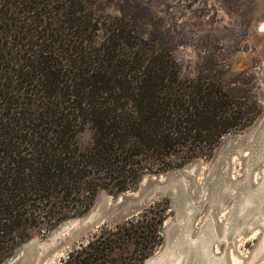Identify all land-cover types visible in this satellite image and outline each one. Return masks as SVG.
Here are the masks:
<instances>
[{
    "label": "trees",
    "instance_id": "trees-1",
    "mask_svg": "<svg viewBox=\"0 0 264 264\" xmlns=\"http://www.w3.org/2000/svg\"><path fill=\"white\" fill-rule=\"evenodd\" d=\"M95 2L0 0V263L34 229L85 214L101 191L135 189L183 147L212 149L260 111L217 75L183 78L135 23ZM166 210L102 225L62 264H142Z\"/></svg>",
    "mask_w": 264,
    "mask_h": 264
},
{
    "label": "rangeland",
    "instance_id": "rangeland-1",
    "mask_svg": "<svg viewBox=\"0 0 264 264\" xmlns=\"http://www.w3.org/2000/svg\"><path fill=\"white\" fill-rule=\"evenodd\" d=\"M95 6H101L105 13L120 14L132 25L135 23L134 28L144 40L152 42L158 52L175 58L183 78L204 79L217 75L227 94L232 92L236 102L248 104L250 93L257 97L259 113L242 115L237 122L240 126L222 136L212 149L183 147V154L171 157L172 168L145 175L135 189L125 192H137L149 176L154 179L169 172L182 173L183 189L190 197L185 213L196 218L195 226L184 235L177 232L172 241L177 242L182 234L181 237L189 239L190 243L195 242L208 224L214 233L217 253L212 258L214 264H255L259 258V264H264V194L261 196L256 190L264 191V156L261 152H253L256 142L254 135H250L253 130H264V0H96L92 7ZM91 136L90 131H85L79 136V144L86 146ZM243 137L251 145L235 147L237 140ZM226 149L234 150L231 159L224 156ZM217 163H220L219 170ZM217 171L219 178L227 183L221 192L228 198L225 205H220L225 209L219 217V223L223 225L219 239H215V222L211 217L215 192L208 185L216 178ZM230 181L235 187L230 186ZM244 182L252 183L254 198L252 203L245 199V209L242 207L238 215L241 214L244 223L249 222L255 229L254 235L238 239L234 245L228 219L237 192L242 197L245 195ZM122 193L109 195L101 191L85 214L65 220L52 229H46V226L34 229L30 238L0 264L10 263L15 256H21V264H62L71 251L85 245L102 225L117 224L107 218L101 221L100 214L120 203ZM162 201H167L162 239L142 264L167 258L171 239L168 234L171 228L183 226V218L178 219L168 194L156 198L151 205ZM257 203L261 204L259 208ZM175 257L176 264H189L184 254Z\"/></svg>",
    "mask_w": 264,
    "mask_h": 264
},
{
    "label": "water",
    "instance_id": "water-1",
    "mask_svg": "<svg viewBox=\"0 0 264 264\" xmlns=\"http://www.w3.org/2000/svg\"><path fill=\"white\" fill-rule=\"evenodd\" d=\"M250 135H254V142H256L253 146V152H261L264 156V130H253ZM239 145L249 146L251 145V142H249V140L247 141L246 137H243L238 139L237 143L234 144L235 147ZM233 153L234 150L231 149L223 150V154L227 157V159H231L233 157ZM219 164L220 163H217L218 170ZM219 175L220 173L217 171L216 178L208 184L209 188H212L215 192V195L212 197L215 207L211 214V217L215 222L214 228L217 234V238L215 239H219L223 232V225L219 223V217L222 215L225 208L220 207V205H225L228 199L227 195L221 192L227 183L224 182L225 180L223 178H219ZM229 183L231 187H235L233 181H230ZM184 184L185 182H183L182 173L169 172L162 178L156 176L154 179L149 176L140 184L137 192L131 194H127L126 192L122 193V196H120L121 202L107 208L103 214H100V219L102 221V219L107 218L116 223L126 221L138 216L144 209L149 207L156 198H159L164 194H168L171 197V203L176 209L178 219L181 221L183 218V226L181 225L180 229L171 228L168 234V237H171L168 246V253L170 256L168 255V257L164 260L158 259L157 261H149L145 264H176L175 256L179 253L185 255L189 264H214L212 258L215 257L217 253L215 250L214 233L212 232L210 225L207 224L206 227H204L195 242L190 243L189 239L184 236L181 237L182 234L179 235V240L177 242L174 243L172 241V237L176 235L177 232L180 233L181 231L184 235L191 227L195 226L194 223L196 218H190L185 213L186 201L190 200V197L184 192ZM251 188H253L251 182H244L242 189L245 195L242 197L240 192H237V195L234 197L236 198L235 204L232 203L233 205H231L232 207L228 219V225L230 230L229 234H231L230 236H233V240H235L234 245L237 244L238 239L249 238L254 233L253 231L255 226L249 224V222L248 224H245L244 219H242L243 216H241V214L238 215L242 207L245 209V199L251 203L253 202L254 195L252 194L253 192ZM256 190L259 195L263 196L264 191L262 193L261 190ZM260 205V203H257L258 208ZM93 221H96V219ZM243 224H245V226H243ZM219 230L221 232H219ZM259 261H261L260 258L255 262V264H259ZM20 262L21 256H15L10 263L7 262L6 264H21Z\"/></svg>",
    "mask_w": 264,
    "mask_h": 264
}]
</instances>
